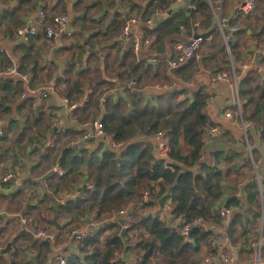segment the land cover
I'll return each mask as SVG.
<instances>
[{"label":"clouds","instance_id":"1","mask_svg":"<svg viewBox=\"0 0 264 264\" xmlns=\"http://www.w3.org/2000/svg\"><path fill=\"white\" fill-rule=\"evenodd\" d=\"M96 3L117 18L94 46L76 0L0 27V264H264V220L249 255L229 236L247 200L264 217V0H203L167 36L184 0Z\"/></svg>","mask_w":264,"mask_h":264},{"label":"trees","instance_id":"2","mask_svg":"<svg viewBox=\"0 0 264 264\" xmlns=\"http://www.w3.org/2000/svg\"><path fill=\"white\" fill-rule=\"evenodd\" d=\"M190 3L193 5L194 10L190 13L188 17L183 18L182 14L176 15L174 20L177 22L175 24L171 23L167 32L164 34L165 36L169 35L173 30L178 31V25H187L188 21L195 22L197 19H199L204 11L203 6V0H189ZM1 4L4 5H11V0H0ZM90 7V6H89ZM88 8V7H87ZM23 14L21 13L20 7L11 8L8 7L5 9L2 14H0V27L4 28H10L12 26H16L17 22H23L22 20ZM108 28H111L109 26ZM233 43H236V41H233ZM33 49V45H32ZM34 50V49H33ZM24 57H22L23 59ZM33 67H38V65L33 64ZM253 86L259 87L260 85L256 84L254 82ZM14 86L9 85L8 88H0V91H3L5 93L12 90ZM259 95V93H257ZM15 123L13 122V126ZM189 181H186L185 183H189ZM103 191V189H102ZM247 196H252V192L246 190ZM249 205H251L250 209H247V211L244 213H234L232 220L229 225V236L230 238H233L234 242H236V238L239 237V242L244 245V247L241 248L242 255H249L248 249H247V241L252 235L251 229L254 230L253 234L257 232L256 225L258 222L261 221V214L257 211V209L260 207V201L259 196L253 197V199H250L247 201ZM241 204V201L239 199H233L226 202V207H239ZM30 213L37 211L36 214H38L37 219L44 216V210L42 208H38L36 205L31 206ZM246 210V209H245ZM54 213V207L52 209ZM64 209L61 208V213H63ZM255 227H254V225ZM135 227V225H133ZM211 234L209 233V238ZM215 254V253H214ZM79 264V262H78Z\"/></svg>","mask_w":264,"mask_h":264},{"label":"crops","instance_id":"3","mask_svg":"<svg viewBox=\"0 0 264 264\" xmlns=\"http://www.w3.org/2000/svg\"><path fill=\"white\" fill-rule=\"evenodd\" d=\"M30 2H31V0H18V4H16V5H12L11 4L10 7L11 8L20 7L21 13L24 14L25 5L30 3ZM185 4L186 5L190 4L191 6L188 7L186 11L182 12L183 13L182 14L183 18L188 17L190 15V13L194 10V7L190 3L189 0H186ZM7 8L8 7L0 8V14H2V12L5 9H7ZM101 9H103L104 17H106V19L104 20V24L103 25L99 24V22L97 20V13ZM76 11L80 14V17L77 18V19H73L72 20L71 27L74 30H79L80 32L87 31V32H89L91 34L89 40L88 41H84L85 45H88L89 43H91V45L94 46L97 43L98 40L104 39L105 37L100 36L99 33L101 31H103L105 27L108 28L109 26H112L111 25V21L114 18H117L114 15L113 16H109L108 15V6L106 4L97 5L96 0H76ZM195 22L188 21L187 25H184V26H185V28L188 31H191L192 30L191 26ZM172 23L175 24L177 22L174 20ZM3 28H4V26H3ZM178 31H179V28H178ZM196 34H201V33L199 31H197ZM217 35H219L218 32H217ZM42 39H43L42 37H39V36L37 37V43L33 44V49H34L33 52H38L40 50L37 47V44ZM61 40L63 42L62 43L63 53L65 55L72 56L73 55V49L76 48L79 45V40L77 39V31H73L72 37H68L67 35L61 36ZM82 50L83 49L81 48V51ZM53 51H56V50L53 49ZM92 59H96V57H92ZM73 70L74 71L76 70V66L75 65H74V69ZM20 110L21 111L24 110V106L23 105H21ZM15 127H16V125L13 126V128H15ZM8 203L11 204V201H9ZM35 205L36 204L26 205V207L27 208H31V206H35ZM11 222L12 221H9V223H11ZM259 224H260V222H258V224H255L256 225V230H258ZM255 225H254V227H255Z\"/></svg>","mask_w":264,"mask_h":264},{"label":"built area","instance_id":"4","mask_svg":"<svg viewBox=\"0 0 264 264\" xmlns=\"http://www.w3.org/2000/svg\"><path fill=\"white\" fill-rule=\"evenodd\" d=\"M66 33H67V28H66V32H65V33H62L61 36L66 35ZM193 38H201V36H199V37L194 36ZM52 39H54V37H53ZM204 39H205V38H204ZM205 41H207V39H205ZM225 206H226V205H225ZM233 215H234V214H233ZM232 217H233V216H232ZM231 220H232V218L230 219V222H231ZM262 220H264V217L261 218V221H260V224H259L258 230H259V228H260L261 225H262Z\"/></svg>","mask_w":264,"mask_h":264},{"label":"water","instance_id":"5","mask_svg":"<svg viewBox=\"0 0 264 264\" xmlns=\"http://www.w3.org/2000/svg\"><path fill=\"white\" fill-rule=\"evenodd\" d=\"M185 2H186V0H184V3H185ZM212 31H216V29L213 28ZM195 36H196V37H199V36H201V34H196ZM203 38L208 39V34H207V33H204ZM246 196H247V193H246ZM247 201H248V200H247ZM246 211H247V209L245 210V212H246ZM54 214H55V207H54Z\"/></svg>","mask_w":264,"mask_h":264},{"label":"rangeland","instance_id":"6","mask_svg":"<svg viewBox=\"0 0 264 264\" xmlns=\"http://www.w3.org/2000/svg\"><path fill=\"white\" fill-rule=\"evenodd\" d=\"M36 213H37V211H34V212L30 213V215H32L33 219H37L38 214H36ZM257 231H258V230H257ZM253 232H254V230L251 229V233H252V234H253Z\"/></svg>","mask_w":264,"mask_h":264}]
</instances>
